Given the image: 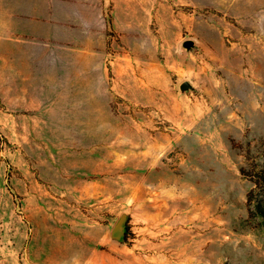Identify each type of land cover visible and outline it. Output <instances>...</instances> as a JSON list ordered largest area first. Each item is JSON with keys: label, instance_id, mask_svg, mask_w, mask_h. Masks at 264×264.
<instances>
[{"label": "rangeland", "instance_id": "374dc122", "mask_svg": "<svg viewBox=\"0 0 264 264\" xmlns=\"http://www.w3.org/2000/svg\"><path fill=\"white\" fill-rule=\"evenodd\" d=\"M150 2L97 110L8 79L0 44V264H264V0Z\"/></svg>", "mask_w": 264, "mask_h": 264}, {"label": "crops", "instance_id": "0c3cea01", "mask_svg": "<svg viewBox=\"0 0 264 264\" xmlns=\"http://www.w3.org/2000/svg\"><path fill=\"white\" fill-rule=\"evenodd\" d=\"M152 17L148 0H0L2 62L12 66L8 79L31 82L34 89L54 82L49 86L59 104L72 107L65 113L80 105L97 110L99 98L106 105L115 94L104 71L110 45L146 42Z\"/></svg>", "mask_w": 264, "mask_h": 264}, {"label": "trees", "instance_id": "16d2710c", "mask_svg": "<svg viewBox=\"0 0 264 264\" xmlns=\"http://www.w3.org/2000/svg\"><path fill=\"white\" fill-rule=\"evenodd\" d=\"M248 175L253 181L248 194L249 219L264 228V164L255 166Z\"/></svg>", "mask_w": 264, "mask_h": 264}, {"label": "water", "instance_id": "95a60500", "mask_svg": "<svg viewBox=\"0 0 264 264\" xmlns=\"http://www.w3.org/2000/svg\"><path fill=\"white\" fill-rule=\"evenodd\" d=\"M195 45L194 40L192 39H187L184 41V46L187 48H192ZM192 84L191 82H189L188 80H185L181 83V88L186 90V89H190L192 88ZM127 215L125 213H123L120 218L118 219V221L116 222L113 231H112V235L116 238H123L126 232V221Z\"/></svg>", "mask_w": 264, "mask_h": 264}]
</instances>
